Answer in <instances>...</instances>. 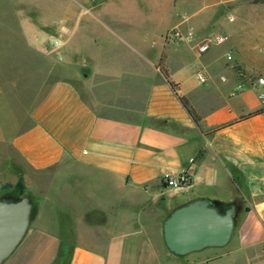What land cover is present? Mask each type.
<instances>
[{
    "label": "crops",
    "instance_id": "obj_1",
    "mask_svg": "<svg viewBox=\"0 0 264 264\" xmlns=\"http://www.w3.org/2000/svg\"><path fill=\"white\" fill-rule=\"evenodd\" d=\"M253 1L225 3L261 12ZM185 22L149 38L146 22L100 21L72 40L61 20L46 26L61 48L0 54V186L23 178L34 200L30 229L4 264H264V113L254 115L264 109L263 54L240 36L220 49L229 33ZM174 28L182 39L166 42ZM215 35L226 39L201 52ZM8 73L18 78L9 98ZM37 77L48 85L40 97ZM169 172L190 173L191 186L167 187ZM203 196L243 204L233 238L176 256L163 221Z\"/></svg>",
    "mask_w": 264,
    "mask_h": 264
},
{
    "label": "rangeland",
    "instance_id": "obj_2",
    "mask_svg": "<svg viewBox=\"0 0 264 264\" xmlns=\"http://www.w3.org/2000/svg\"><path fill=\"white\" fill-rule=\"evenodd\" d=\"M225 1L0 0V54L11 58L12 54L48 52L43 48H38L37 42L53 35L52 29L46 27L47 25L51 24L52 26L61 20L64 21L63 24L66 27H69V35L73 40L75 37H84V30L88 25L98 24L100 21L146 22L148 27L154 30L149 33L148 37L159 38L167 27L180 21L185 20L186 24L191 23L193 25L197 21H204V19L210 21V30L215 33H229V39L219 46L220 49L227 48L229 41L240 36L251 42L256 52L260 53L259 48L264 45V5L261 7V12L259 11L260 8L255 7L253 11L249 10L246 14L241 15L235 10L227 9ZM253 2L256 4L258 2L264 3L258 0ZM246 6L247 1H244L242 7L245 8ZM97 8H103V11L98 13ZM255 9L257 10L255 11ZM232 14L234 20H230ZM15 63L17 62H3L5 67L10 69ZM201 69L202 67L197 66L195 56H193L191 72L197 73ZM55 76H52L53 80ZM44 79L45 77L35 78L37 97L42 96L48 87V85L39 84V81ZM16 80L18 78L13 77L11 73L5 75L4 96L7 95L9 98L12 95L13 88L11 86ZM29 191L32 192V190ZM217 264H227V262L220 261Z\"/></svg>",
    "mask_w": 264,
    "mask_h": 264
},
{
    "label": "water",
    "instance_id": "obj_3",
    "mask_svg": "<svg viewBox=\"0 0 264 264\" xmlns=\"http://www.w3.org/2000/svg\"><path fill=\"white\" fill-rule=\"evenodd\" d=\"M243 204L235 199L203 196L174 208L163 221L168 250L185 256L227 246L237 228ZM34 200L24 193L0 194V264L26 237L33 218Z\"/></svg>",
    "mask_w": 264,
    "mask_h": 264
},
{
    "label": "built area",
    "instance_id": "obj_4",
    "mask_svg": "<svg viewBox=\"0 0 264 264\" xmlns=\"http://www.w3.org/2000/svg\"><path fill=\"white\" fill-rule=\"evenodd\" d=\"M233 20V18H230ZM183 35L181 32L174 28L168 31L166 34V42H178L182 39ZM226 37L224 35H215L209 38L206 42L202 43L199 46V50L201 52H206L212 44H221L224 42ZM37 45L40 47H53V48H61L63 46V42L58 39L56 36H48L45 39L39 40L37 42ZM261 52L264 54V45L260 47ZM228 58H232V56L229 54ZM203 69V68H202ZM199 70L197 71V78L200 82L204 83L207 80V74L205 70ZM257 81L259 84H264V77L259 76ZM261 98L264 100V92H261L260 94ZM163 182L166 184L167 187L176 189V190H184L191 186L192 183V176L188 172H169L163 176ZM264 246V242H263Z\"/></svg>",
    "mask_w": 264,
    "mask_h": 264
},
{
    "label": "trees",
    "instance_id": "obj_5",
    "mask_svg": "<svg viewBox=\"0 0 264 264\" xmlns=\"http://www.w3.org/2000/svg\"><path fill=\"white\" fill-rule=\"evenodd\" d=\"M258 1H262L264 2V0H258ZM183 103L185 104V106L187 107L189 113L191 115H193L195 117V119H198L195 111L193 110V108L189 105V103L183 99ZM261 113H264V109H260V110H257L254 115L256 114H261ZM9 191H15L17 193H20V194H24L26 193V186H25V183H24V180L23 178H20L19 181L16 183V184H12V183H6V184H3L0 188V194H3V193H6V192H9Z\"/></svg>",
    "mask_w": 264,
    "mask_h": 264
}]
</instances>
